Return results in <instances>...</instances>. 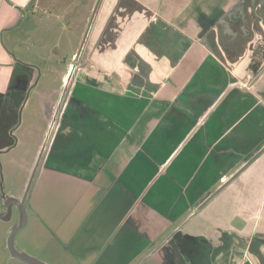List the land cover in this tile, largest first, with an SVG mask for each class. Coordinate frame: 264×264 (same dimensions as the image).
<instances>
[{
  "label": "crops",
  "instance_id": "obj_1",
  "mask_svg": "<svg viewBox=\"0 0 264 264\" xmlns=\"http://www.w3.org/2000/svg\"><path fill=\"white\" fill-rule=\"evenodd\" d=\"M38 24L49 38L81 24L88 50L41 188L77 194L98 238L127 218L120 242L162 243L159 260L264 264V0H0L2 153L38 71L11 44ZM60 100H40L47 125Z\"/></svg>",
  "mask_w": 264,
  "mask_h": 264
},
{
  "label": "rangeland",
  "instance_id": "obj_2",
  "mask_svg": "<svg viewBox=\"0 0 264 264\" xmlns=\"http://www.w3.org/2000/svg\"><path fill=\"white\" fill-rule=\"evenodd\" d=\"M86 13H90L89 10ZM35 26L36 30H31V35L22 28L17 35L18 44H11L14 53L23 61L35 65L38 71L34 87L27 93L26 104L19 115L18 129L13 134L15 147L0 154V184L3 176L6 193L18 198H22L27 190L51 125H47L43 119L40 100L43 96H48L50 112L51 107L60 100L64 78L71 72L73 65L78 68L83 64L88 51L78 56L84 39L81 24L74 28L75 32L67 30L64 35L58 34L53 38H49V29L45 32L42 25ZM46 40L48 42L45 43ZM41 163L29 194L26 228L16 236L18 246L33 255L39 254L49 264H183L180 261L159 260L162 254L159 247L162 243L146 246L135 241L129 246L120 242L124 229L122 227L127 218L117 229H109L108 233L103 230L106 234L98 238L97 234L102 226L94 220L96 212L91 209L81 211L77 194L71 196L72 205L69 206V198L60 201L62 196L59 198L49 194L48 183L45 182L41 188L45 180L41 176L44 168L43 162ZM93 198L95 205L96 200L94 196ZM2 211L3 206L0 205V212ZM64 213L70 222V229L63 235ZM14 219L16 215L11 222L0 220V264H23L11 259L6 248ZM86 219L87 223L84 225L89 224V239L81 237L85 228L83 221ZM146 252L149 254H143Z\"/></svg>",
  "mask_w": 264,
  "mask_h": 264
},
{
  "label": "water",
  "instance_id": "obj_3",
  "mask_svg": "<svg viewBox=\"0 0 264 264\" xmlns=\"http://www.w3.org/2000/svg\"><path fill=\"white\" fill-rule=\"evenodd\" d=\"M75 71H76V66L73 65L72 70H71L69 77H68V82H67V86H66L67 88H65V90L63 91L58 110H57L55 117H54V119L51 123V126H50L51 127L50 132H48L45 144L43 146L42 151L40 152L36 166L34 168L32 176L29 180L27 190H26L25 194L23 195V197L18 198L16 196L7 194L5 191L3 176L1 178L0 200H1V203H2V206L4 209L2 212H0V220H2L4 222H11L13 219V215H14V208H16V210L18 211V219L12 223V226H11L9 233H8V237H7V241H6V248L10 254L11 259H15V260H17L23 264H49L48 262L44 261L40 257L33 255V254L27 252L26 250H24L23 248H21L20 246H18L16 243V236L19 232H21L22 230H24L26 228V225L28 222L27 208H28L30 190H31V187L34 183L38 169L40 168V166L42 164L41 162L44 163L45 153H46L47 145L49 144V139H50L52 130H53V128L57 122V118L59 116L63 102H64L65 97H66L67 92H68V86H69V84H70V82H71V80L75 74ZM25 103H26V101L24 102L22 108L25 106ZM22 108L20 110V113L22 111ZM9 150H10V148H9ZM7 151L8 150H6L5 152H7ZM1 153L2 152H0V154ZM1 172H2V170H1Z\"/></svg>",
  "mask_w": 264,
  "mask_h": 264
},
{
  "label": "trees",
  "instance_id": "obj_4",
  "mask_svg": "<svg viewBox=\"0 0 264 264\" xmlns=\"http://www.w3.org/2000/svg\"><path fill=\"white\" fill-rule=\"evenodd\" d=\"M260 67H261V62L254 61L253 64L250 66V69L253 73H257Z\"/></svg>",
  "mask_w": 264,
  "mask_h": 264
},
{
  "label": "flooded vegetation",
  "instance_id": "obj_5",
  "mask_svg": "<svg viewBox=\"0 0 264 264\" xmlns=\"http://www.w3.org/2000/svg\"><path fill=\"white\" fill-rule=\"evenodd\" d=\"M1 206H2V203H1ZM4 209V208H3ZM15 215H16V219H14V221H16L17 219H18V211L16 210V208H14V215H13V217H15ZM13 220V219H12ZM36 255V254H35ZM36 256H38V257H40L41 258V256H39V254H37ZM42 259V258H41ZM46 261V260H45Z\"/></svg>",
  "mask_w": 264,
  "mask_h": 264
}]
</instances>
